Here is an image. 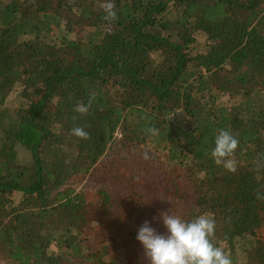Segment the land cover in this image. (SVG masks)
<instances>
[{
    "label": "trees",
    "instance_id": "obj_1",
    "mask_svg": "<svg viewBox=\"0 0 264 264\" xmlns=\"http://www.w3.org/2000/svg\"><path fill=\"white\" fill-rule=\"evenodd\" d=\"M113 2L0 0V264H149L161 212L210 214L232 264H264V0Z\"/></svg>",
    "mask_w": 264,
    "mask_h": 264
},
{
    "label": "clouds",
    "instance_id": "obj_2",
    "mask_svg": "<svg viewBox=\"0 0 264 264\" xmlns=\"http://www.w3.org/2000/svg\"><path fill=\"white\" fill-rule=\"evenodd\" d=\"M105 19H117L116 5L113 0H105L103 4ZM87 105H77V111L87 112ZM72 135L88 139L89 133L82 127H75ZM156 135L157 129H149ZM239 141L229 131L222 130L216 135L211 156L217 165L229 172L236 170V162L232 158ZM145 159L148 158L145 153ZM159 220L164 229L157 232L149 221H145L137 230L136 240L141 245L149 264H232L231 258L222 247L213 243L216 222L208 214H200L185 220L170 212L159 213Z\"/></svg>",
    "mask_w": 264,
    "mask_h": 264
},
{
    "label": "rangeland",
    "instance_id": "obj_3",
    "mask_svg": "<svg viewBox=\"0 0 264 264\" xmlns=\"http://www.w3.org/2000/svg\"><path fill=\"white\" fill-rule=\"evenodd\" d=\"M64 33L63 30H61L60 32H56L54 35V40L59 41L60 37L62 36V34ZM65 36L68 39H75L73 34H65ZM194 50L195 52H199V53H204V51L206 50V36L200 32H196L194 34ZM223 100H226V97L223 98ZM22 101V99L19 97V91L16 89L15 91L12 92L11 96L8 99V105H19L20 102ZM23 155V154H22Z\"/></svg>",
    "mask_w": 264,
    "mask_h": 264
}]
</instances>
